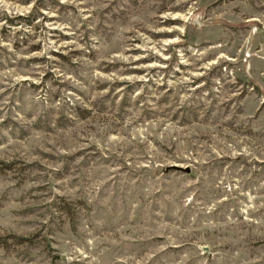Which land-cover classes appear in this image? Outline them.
<instances>
[{
    "label": "rangeland",
    "instance_id": "rangeland-1",
    "mask_svg": "<svg viewBox=\"0 0 264 264\" xmlns=\"http://www.w3.org/2000/svg\"><path fill=\"white\" fill-rule=\"evenodd\" d=\"M0 264H264V0H0Z\"/></svg>",
    "mask_w": 264,
    "mask_h": 264
}]
</instances>
